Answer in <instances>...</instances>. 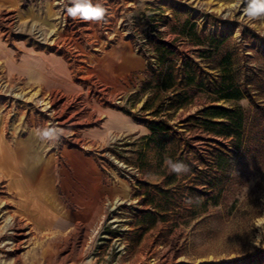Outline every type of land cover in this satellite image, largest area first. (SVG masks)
<instances>
[{"label":"rangeland","instance_id":"1","mask_svg":"<svg viewBox=\"0 0 264 264\" xmlns=\"http://www.w3.org/2000/svg\"><path fill=\"white\" fill-rule=\"evenodd\" d=\"M246 6L104 0L94 23L66 0H0V264H264V17ZM38 53L72 86L11 72ZM106 110L133 126L92 135ZM154 123L167 130L149 139Z\"/></svg>","mask_w":264,"mask_h":264},{"label":"crops","instance_id":"2","mask_svg":"<svg viewBox=\"0 0 264 264\" xmlns=\"http://www.w3.org/2000/svg\"><path fill=\"white\" fill-rule=\"evenodd\" d=\"M9 65H11V72L21 75L27 81L38 85L44 90H65V88L71 87L73 84L71 72L68 67L64 68L61 63L51 59L44 53L28 54L19 64L9 63ZM102 115L104 121L102 122L101 128L92 133L96 137H102L108 131H117L133 126L131 120L119 111L106 110L103 111ZM29 190V192H24L20 197H24V200L26 199L28 203H34L35 206L39 205L40 210H45L47 208L45 206L47 201L42 196L43 192H40L41 197H38L32 189L29 188ZM28 194H31V197H26ZM73 218L78 219V217H72V220ZM55 222L63 223V220L56 218ZM76 224H79V222L77 221Z\"/></svg>","mask_w":264,"mask_h":264},{"label":"clouds","instance_id":"3","mask_svg":"<svg viewBox=\"0 0 264 264\" xmlns=\"http://www.w3.org/2000/svg\"><path fill=\"white\" fill-rule=\"evenodd\" d=\"M106 8L104 0H66L67 16L73 20L84 22L99 23L105 20ZM247 17L250 19H259L264 17V0H247V6L244 9ZM36 134L41 140L55 142L63 134L62 129L43 128L37 129ZM171 172L184 174L189 171L187 165L182 162H173L171 159L166 160Z\"/></svg>","mask_w":264,"mask_h":264},{"label":"trees","instance_id":"4","mask_svg":"<svg viewBox=\"0 0 264 264\" xmlns=\"http://www.w3.org/2000/svg\"><path fill=\"white\" fill-rule=\"evenodd\" d=\"M165 55L166 53L160 54V58ZM172 74H173V68L171 66H165V73H164V87L165 88L171 86ZM239 96H240V92L236 90V91H229L227 95H225L222 98L223 99H231V98L237 99L239 98ZM210 110H212V113L210 115L214 119L225 120L228 122H231V120H233L232 111L230 109L212 108ZM220 124L222 125L223 123H221L220 121ZM148 129L151 132L149 139L157 137V136H162L167 130L166 127H164L160 123H154L152 125H148Z\"/></svg>","mask_w":264,"mask_h":264},{"label":"bare ground","instance_id":"5","mask_svg":"<svg viewBox=\"0 0 264 264\" xmlns=\"http://www.w3.org/2000/svg\"><path fill=\"white\" fill-rule=\"evenodd\" d=\"M59 119V118H58ZM68 119V118H67ZM64 121V120H63ZM11 194V193H10ZM7 214V213H6ZM8 220V219H7ZM9 227V226H8ZM19 246V245H18Z\"/></svg>","mask_w":264,"mask_h":264}]
</instances>
